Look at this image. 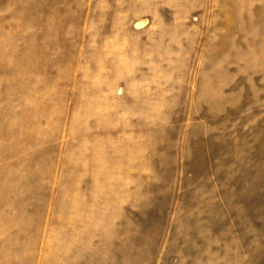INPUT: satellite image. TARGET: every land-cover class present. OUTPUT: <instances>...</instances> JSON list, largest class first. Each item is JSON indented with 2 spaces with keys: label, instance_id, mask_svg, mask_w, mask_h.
I'll use <instances>...</instances> for the list:
<instances>
[{
  "label": "rangeland",
  "instance_id": "obj_1",
  "mask_svg": "<svg viewBox=\"0 0 264 264\" xmlns=\"http://www.w3.org/2000/svg\"><path fill=\"white\" fill-rule=\"evenodd\" d=\"M0 264H264V0H0Z\"/></svg>",
  "mask_w": 264,
  "mask_h": 264
}]
</instances>
